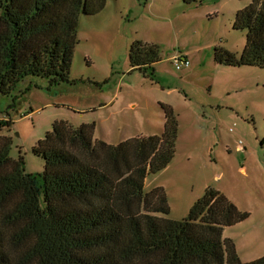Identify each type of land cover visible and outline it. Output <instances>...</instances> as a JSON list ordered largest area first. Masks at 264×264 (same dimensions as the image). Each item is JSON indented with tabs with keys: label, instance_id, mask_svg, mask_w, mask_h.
Segmentation results:
<instances>
[{
	"label": "trees",
	"instance_id": "1",
	"mask_svg": "<svg viewBox=\"0 0 264 264\" xmlns=\"http://www.w3.org/2000/svg\"><path fill=\"white\" fill-rule=\"evenodd\" d=\"M106 1L0 0V95L10 97L31 77L49 87L72 83L79 19L100 13ZM233 28L246 31L240 56L215 46L214 61L264 68V0L238 10ZM158 61L157 45L131 43L132 69L152 77ZM160 107V135L117 145L94 139V123L54 121L33 148L44 160L41 175L26 173L21 155L10 158L11 137L0 134V264H264V256L241 262L223 238L248 213L213 188L180 221L154 215L170 208L162 188L143 192L144 181L171 162L178 134L173 109ZM11 124L0 121L7 131ZM259 144L264 149V136Z\"/></svg>",
	"mask_w": 264,
	"mask_h": 264
},
{
	"label": "rangeland",
	"instance_id": "2",
	"mask_svg": "<svg viewBox=\"0 0 264 264\" xmlns=\"http://www.w3.org/2000/svg\"><path fill=\"white\" fill-rule=\"evenodd\" d=\"M250 1L107 0L100 13L81 16L72 83L49 87L45 78L31 77L10 97L0 95V121H12L8 131L0 127L12 140L9 157L21 155L24 171L41 175L44 160L33 148L54 121L73 128L94 123V139L117 145L160 135V104L168 105L178 122L175 154L166 168L146 177L143 192L162 188L170 212L154 215L180 221L213 188L248 213L225 227L223 238L241 262L263 257L264 68L225 66L213 58L215 46L240 56L246 31L233 22ZM136 40L159 47L152 77L129 66ZM175 57H185L188 67L176 70Z\"/></svg>",
	"mask_w": 264,
	"mask_h": 264
},
{
	"label": "built area",
	"instance_id": "3",
	"mask_svg": "<svg viewBox=\"0 0 264 264\" xmlns=\"http://www.w3.org/2000/svg\"><path fill=\"white\" fill-rule=\"evenodd\" d=\"M189 62L185 57H175L173 58V66L176 70H180L182 68L188 67Z\"/></svg>",
	"mask_w": 264,
	"mask_h": 264
},
{
	"label": "crops",
	"instance_id": "4",
	"mask_svg": "<svg viewBox=\"0 0 264 264\" xmlns=\"http://www.w3.org/2000/svg\"><path fill=\"white\" fill-rule=\"evenodd\" d=\"M7 120V119H6ZM97 139V138H96Z\"/></svg>",
	"mask_w": 264,
	"mask_h": 264
}]
</instances>
